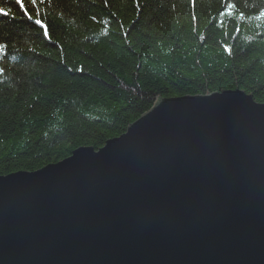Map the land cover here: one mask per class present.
<instances>
[{"label":"water","instance_id":"95a60500","mask_svg":"<svg viewBox=\"0 0 264 264\" xmlns=\"http://www.w3.org/2000/svg\"><path fill=\"white\" fill-rule=\"evenodd\" d=\"M0 264H264V104L161 99L97 151L0 176Z\"/></svg>","mask_w":264,"mask_h":264},{"label":"trees","instance_id":"16d2710c","mask_svg":"<svg viewBox=\"0 0 264 264\" xmlns=\"http://www.w3.org/2000/svg\"><path fill=\"white\" fill-rule=\"evenodd\" d=\"M0 7V176L97 151L161 99L239 90L264 104V0Z\"/></svg>","mask_w":264,"mask_h":264},{"label":"snow or ice","instance_id":"6c2138e0","mask_svg":"<svg viewBox=\"0 0 264 264\" xmlns=\"http://www.w3.org/2000/svg\"><path fill=\"white\" fill-rule=\"evenodd\" d=\"M37 2H43V0H15V4L19 6L20 10L23 11L26 16H27V11H25V9L28 7L29 3L35 4ZM0 14L7 16L9 15V12L6 11L3 7H0ZM28 18L33 19L34 17L29 16ZM262 18H264V11H261L260 14L255 17V19L257 20H260ZM35 22L37 25H40L41 28L44 27V25L42 24L40 20H36ZM45 35H47V32L45 33ZM3 50H4V46L0 45V51H3Z\"/></svg>","mask_w":264,"mask_h":264}]
</instances>
